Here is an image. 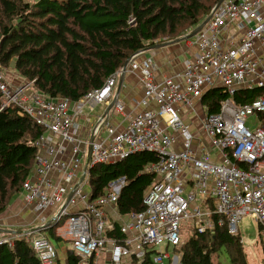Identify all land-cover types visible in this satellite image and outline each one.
Returning <instances> with one entry per match:
<instances>
[{
	"label": "built area",
	"instance_id": "obj_1",
	"mask_svg": "<svg viewBox=\"0 0 264 264\" xmlns=\"http://www.w3.org/2000/svg\"><path fill=\"white\" fill-rule=\"evenodd\" d=\"M208 16L191 38L195 51L183 70L161 80L146 48L77 101L50 98L34 81L15 84L0 70V110L15 106L44 128L20 192L36 210L55 209L49 225L70 243L80 264H181L184 230L205 233L225 226L239 235L244 216L258 221L264 238V93L244 104L233 99L239 90L264 89V0H223ZM126 72L142 83L145 108L126 115L118 127L110 124V115L125 111L117 86ZM213 88L228 97L211 113L202 97ZM151 102L156 109L148 108ZM199 104L203 116L195 125ZM98 106L104 109L92 138L79 137L77 118ZM146 151L157 160L146 168L156 179L145 192L143 210L119 211L124 176L96 198L84 188L93 166ZM34 233L0 232V244L25 238L41 264H55L58 251L50 237Z\"/></svg>",
	"mask_w": 264,
	"mask_h": 264
},
{
	"label": "trees",
	"instance_id": "obj_2",
	"mask_svg": "<svg viewBox=\"0 0 264 264\" xmlns=\"http://www.w3.org/2000/svg\"><path fill=\"white\" fill-rule=\"evenodd\" d=\"M217 1L0 0V65L34 81V88L44 95L77 101L101 87L136 51L155 45L158 38H175L184 28L196 26ZM263 93L259 88L239 90L233 99L244 104ZM227 97L221 88H213L204 94L202 103L208 112H217L220 101ZM43 131L29 116L20 115L15 106L0 110V215L30 175L38 153L35 141ZM156 160L154 153L146 151L93 166L89 175L92 198L105 194L111 181L124 176L119 211L143 210L145 192L156 179L146 168ZM48 229L50 236L58 239L56 226ZM116 233H120L118 227ZM260 241L264 264L261 234ZM243 246L240 234L232 235L225 226H215L205 233L192 230L178 252L181 264H222L212 259L222 252L229 264H248ZM80 261L70 246L65 261L57 259L56 263ZM148 263L152 262L141 264ZM0 264L41 263L26 239L17 238L12 246L0 244Z\"/></svg>",
	"mask_w": 264,
	"mask_h": 264
},
{
	"label": "crops",
	"instance_id": "obj_3",
	"mask_svg": "<svg viewBox=\"0 0 264 264\" xmlns=\"http://www.w3.org/2000/svg\"><path fill=\"white\" fill-rule=\"evenodd\" d=\"M167 42H163L166 43L165 45L147 49L144 54L145 56H153L156 63L155 76L158 80H161L163 77H172L179 74L183 70L185 60L191 57L195 51V46L191 38L181 41L175 40ZM122 78L123 80L120 89L119 84L121 78L118 82L117 97L122 103H124L125 111L122 114L113 112L112 115H110V124L118 127L125 125L123 121L126 115H132L136 111L145 108L141 102L144 90L138 77L133 73L126 72ZM73 107L74 104H72V108ZM148 108L156 109L157 105L155 102H151L149 103ZM199 108L200 104L197 105L196 108L198 109L199 118L194 120L195 125L199 124V121L203 116L202 111H200ZM103 109L104 106H98L93 112L89 109H85L84 115L77 118L79 124L77 134L79 137L83 139L92 138L91 130L96 123L97 116L102 113ZM192 117L198 116L192 115ZM46 211H49V213L47 214ZM54 213L55 209L36 210L33 205L26 202L23 194L19 192L13 197L6 211L0 215V228L3 229L1 233L10 235L22 234L26 230H31L48 224L53 218Z\"/></svg>",
	"mask_w": 264,
	"mask_h": 264
},
{
	"label": "rangeland",
	"instance_id": "obj_4",
	"mask_svg": "<svg viewBox=\"0 0 264 264\" xmlns=\"http://www.w3.org/2000/svg\"><path fill=\"white\" fill-rule=\"evenodd\" d=\"M209 13L206 15H203L201 17L200 22L196 26L184 28L181 31L180 36L175 37V38H168V37L167 38L166 37L165 38H158L156 44H161L163 42L175 40V39H178L180 37L185 36L186 34L190 33L193 29H195L198 25H200L208 17ZM0 70H3L4 72H6L8 77L10 78V80L15 84H21V83L29 81V80L21 77L14 68L4 67V66L0 65ZM202 115H203V113H202ZM191 120L189 118H187L186 122L191 124L192 123ZM252 120H253V122H256L255 116H253ZM253 122L251 123L252 127H254V125H255ZM84 188L91 191L90 183L85 184ZM46 213L48 214L49 211H46ZM50 222H51V220H50ZM48 225H49V223L46 224V226H48ZM48 228L46 230H42L40 232H35L34 236L39 235V234H43V235L47 234V236L50 237L51 241L53 242V244L57 248L58 260L61 262H64L65 258H66L67 248L70 247L71 245L68 241H65V240H62L61 238H59L56 234V231H55V235L58 237L59 240L55 237L50 236V234L48 233V230H49ZM184 232L185 233H184L183 239H184V241H186L191 236V231H189V229H187L186 231L184 230ZM239 234H240L242 242L244 244L243 247H244V252L246 254L248 264H261L262 259H263V250H262V241L263 240L260 241V225H259L258 221L251 216H244L241 219V221L239 222ZM170 252H173L172 248L170 249ZM212 259L215 263H217L218 259H219L222 262V264H229V258L225 252L220 253L219 257H218V254L215 253L212 256ZM148 264H154V263H148Z\"/></svg>",
	"mask_w": 264,
	"mask_h": 264
},
{
	"label": "water",
	"instance_id": "obj_5",
	"mask_svg": "<svg viewBox=\"0 0 264 264\" xmlns=\"http://www.w3.org/2000/svg\"><path fill=\"white\" fill-rule=\"evenodd\" d=\"M222 1H223V0H218L217 3H216V5H217V4L219 5ZM209 17H210V16H208V17H207V18H206V19H205L200 25H198V26H197L195 29H193L190 33L186 34V35L183 36V37H180V38H178V39H175V40H176V41H181V40H185V39H190V38H192L193 36H195V35L198 33V31L202 28V26H203V25L209 20ZM175 40H171V42H172V41H175ZM167 43H170V42H167ZM165 44H166V43L158 44V45H152V46H150V47H148V48H146V49L156 48V47H159V46H161V45H165ZM128 62H129V60H127L126 63L124 64V68L127 67ZM122 80H123V78L121 77V79H120V84H119V89H120V87H121ZM113 106H114V102L110 103V104L108 105V108H107V110H106V113H108L110 110H112ZM87 161H89V158H88ZM55 224H56V223H53V225H55ZM50 226H52V225H48V226L43 225V226H40V227H37V228L31 229V231H32V232H40V231H42V230H46V229H47L48 227H50ZM2 230H3V229L0 228V232H2Z\"/></svg>",
	"mask_w": 264,
	"mask_h": 264
},
{
	"label": "bare ground",
	"instance_id": "obj_6",
	"mask_svg": "<svg viewBox=\"0 0 264 264\" xmlns=\"http://www.w3.org/2000/svg\"><path fill=\"white\" fill-rule=\"evenodd\" d=\"M49 97V96H48ZM51 98V97H50ZM263 238V237H262Z\"/></svg>",
	"mask_w": 264,
	"mask_h": 264
}]
</instances>
